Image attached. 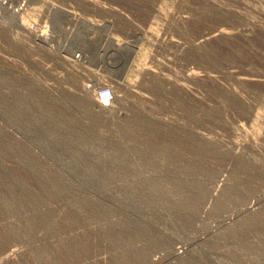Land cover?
<instances>
[{"label":"rangeland","instance_id":"1","mask_svg":"<svg viewBox=\"0 0 264 264\" xmlns=\"http://www.w3.org/2000/svg\"><path fill=\"white\" fill-rule=\"evenodd\" d=\"M0 264H264V0H0Z\"/></svg>","mask_w":264,"mask_h":264},{"label":"bare ground","instance_id":"2","mask_svg":"<svg viewBox=\"0 0 264 264\" xmlns=\"http://www.w3.org/2000/svg\"><path fill=\"white\" fill-rule=\"evenodd\" d=\"M83 1V0H82ZM90 3V2H89ZM96 5H97V3H96ZM241 5H243V4H241ZM56 9H58V8H54L53 9V11H56ZM83 12V11H82ZM67 14L68 16H70V17H72V18H75V19H79V18H81L80 17V15L79 14H77V13H73V14H68L65 10H64V8L63 9H61V8H59V10L57 11V14ZM83 14H85L84 12H83ZM55 15H53V17H54ZM57 16V15H56ZM60 17V16H59ZM56 19V18H55ZM246 30V29H245ZM220 33V34H219ZM218 34H216V35H211V36H208V34H207V36H203L202 37V41H200L199 42V44L201 45V43L202 42H208V41H210L211 39H214L215 37L214 36H220V35H225V34H223L222 33V31H220ZM196 45V44H195ZM128 48V47H127ZM121 53V52H120ZM122 54V53H121ZM128 53H126V54H122V56L123 57H125L126 59L128 58ZM112 59H113V57H112ZM115 59H116V57H115ZM124 60V59H123ZM76 61H80V60H75L74 62H76ZM112 75H114V74H112ZM199 77V74L198 73H196V72H194V71H190V73L188 74V78L190 79V80H192V79H196V78H198ZM209 78H211L210 76H208ZM29 78V77H28ZM17 79V78H16ZM15 79V80H16ZM200 79V78H199ZM249 79V78H248ZM13 80V79H12ZM243 80V79H242ZM251 80V79H250ZM253 80V79H252ZM164 81V80H163ZM119 84V83H118ZM121 85V84H120ZM129 86V85H128ZM30 87H32V86H30ZM130 87V86H129ZM42 88V87H41ZM112 90V92H111V95H112V100L110 101V105H106L107 103V99L104 101V102H102V101H99L98 100V97L96 96V94H94V92H95V90L93 89V90H91L90 88H87L86 89V91H84V93L82 94V101L84 102V103H86V104H90V102H91V99H90V97H89V95H88V92H91L92 93V95H93V103H94V106L96 107V113L97 114H99V113H101L102 111H108V110H110V109H112V107H111V104L112 103H116L118 100H120L119 99V96H118V94H117V92H118V90L117 89H114V87L112 88V87H110ZM128 88V87H127ZM30 94V93H29ZM45 95V94H44ZM91 95V94H90ZM32 96V95H31ZM34 96H35V94H34ZM33 96V97H34ZM36 97H38V95L36 96ZM34 99H36V98H33V100ZM39 99V98H38ZM28 100H30V99H28ZM33 100H31V101H33ZM35 101V100H34ZM36 102V101H35ZM38 102V101H37ZM40 102V101H39ZM32 103V102H31ZM85 104V105H86ZM38 107V106H37ZM32 114V113H31ZM29 115V114H28ZM47 188V187H46ZM233 195V194H232ZM247 212H248V210H247ZM129 214V213H128ZM11 252H13V250H10V253ZM14 252H15V250H14ZM13 252V253H14ZM10 253H8V254H10ZM44 254V253H43ZM11 255V254H10ZM178 255H179V253H178ZM5 257V256H4ZM7 257V256H6ZM179 257V256H178ZM2 258V257H1ZM12 258V257H11ZM4 259H8V258H4Z\"/></svg>","mask_w":264,"mask_h":264},{"label":"built area","instance_id":"3","mask_svg":"<svg viewBox=\"0 0 264 264\" xmlns=\"http://www.w3.org/2000/svg\"><path fill=\"white\" fill-rule=\"evenodd\" d=\"M59 10V8L58 9H56V11H58ZM66 11V10H65ZM55 12V11H54ZM67 12V11H66ZM68 14H73V13H70V12H67ZM55 14H57L56 12H55ZM61 16V15H60ZM54 18V17H53ZM55 18H56V16H55ZM111 88H102L100 91H99V93H97L96 94V96L98 97V100L99 101H102V102H104L106 99L108 100L106 103L108 104V103H110V101L112 100V95H111ZM106 104V105H107Z\"/></svg>","mask_w":264,"mask_h":264}]
</instances>
